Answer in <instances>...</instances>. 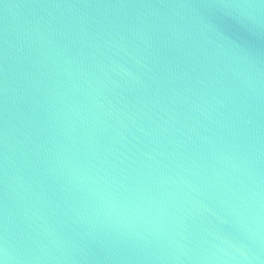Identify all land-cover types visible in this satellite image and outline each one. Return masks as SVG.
<instances>
[{"label": "water", "instance_id": "95a60500", "mask_svg": "<svg viewBox=\"0 0 264 264\" xmlns=\"http://www.w3.org/2000/svg\"><path fill=\"white\" fill-rule=\"evenodd\" d=\"M0 264H264V0H0Z\"/></svg>", "mask_w": 264, "mask_h": 264}]
</instances>
